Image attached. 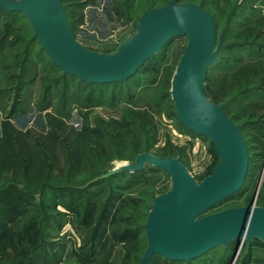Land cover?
Wrapping results in <instances>:
<instances>
[{
  "label": "rangeland",
  "instance_id": "rangeland-1",
  "mask_svg": "<svg viewBox=\"0 0 264 264\" xmlns=\"http://www.w3.org/2000/svg\"><path fill=\"white\" fill-rule=\"evenodd\" d=\"M168 1L62 0L76 37L103 53ZM180 2L202 4L215 20L225 45L208 69L205 93L242 125L250 159L243 187L207 213L264 206V0ZM33 34L23 13L0 16V191L15 185L25 193L15 244L0 239V264H139L145 223L154 198L171 187L170 175L148 164L92 181L144 151L179 157L198 181L212 173L220 159L214 142L182 125L171 96L188 36L172 39L129 79L106 85L64 74ZM230 247L227 258L220 245L190 262L157 256L150 264H264L261 240Z\"/></svg>",
  "mask_w": 264,
  "mask_h": 264
},
{
  "label": "water",
  "instance_id": "water-1",
  "mask_svg": "<svg viewBox=\"0 0 264 264\" xmlns=\"http://www.w3.org/2000/svg\"><path fill=\"white\" fill-rule=\"evenodd\" d=\"M169 0L145 12L136 32L111 53L87 48L76 37L62 0H0V11L20 12L29 20L37 40L64 74L90 83L110 84L134 76L175 37L188 36L172 80L171 96L180 120L214 142L219 162L198 181L175 156L140 152L134 162H119L93 181L144 169L148 164L166 171L171 187L156 196L145 223L148 246L139 264L155 255L172 260L199 259L223 245L264 242V206L230 207L207 212L237 193L245 184L249 154L242 125L205 93L208 69L218 59L224 41L217 42L216 23L202 5ZM91 184V183H88ZM87 184V186H88Z\"/></svg>",
  "mask_w": 264,
  "mask_h": 264
},
{
  "label": "trees",
  "instance_id": "trees-1",
  "mask_svg": "<svg viewBox=\"0 0 264 264\" xmlns=\"http://www.w3.org/2000/svg\"><path fill=\"white\" fill-rule=\"evenodd\" d=\"M4 13H18V12H9V11H0V16ZM20 13V12H19ZM252 45H255V43H253ZM244 47V45H243ZM53 63V62H52ZM54 64V63H53ZM55 65V64H54ZM61 70V69H60ZM69 75V74H67ZM72 76V75H71ZM75 77V76H73ZM75 78H79V77H75ZM80 79V78H79ZM82 80V79H81ZM85 81V80H83ZM117 83V82H115ZM111 84V83H110ZM110 84H106V85H110ZM248 93V92H247ZM245 98V96H244ZM176 110V108H175ZM225 112V111H224ZM226 113V112H225ZM176 116L178 117V119L180 120L177 111H175ZM180 122L182 123V125H184L186 128H188L181 120ZM189 129V128H188ZM190 130V129H189ZM216 149V148H215ZM133 174V173H131ZM113 177V176H112ZM110 178L106 179L107 181L110 180ZM63 189V188H62ZM71 190V188H68ZM90 187L85 188V189H77L76 191H81L83 193H87L90 191ZM92 190V189H91ZM72 191H75L74 188H72ZM25 199V193L23 190H21L19 187L15 186V185H11L9 187H6L5 189H3L2 191H0V206L2 205V207L4 208V219L1 220V224L0 226H5L4 231H2L0 239H2V243L6 245V241H8L10 244H15V237L12 235L14 232V224H15V218H16V211L18 210V205L23 202ZM112 202V201H111ZM110 202V204H111ZM108 203L105 206V212L102 215V220L104 221L105 218L108 216V211H109V207H108ZM12 222V224H11ZM10 226V227H9ZM13 228H12V227ZM34 226V225H33ZM136 230H130V232L135 233ZM128 232V231H126ZM10 236V238L8 239H3ZM231 249L232 247H225V253H226V258L229 257V255L231 254ZM157 256H161V255H155L153 257V259L151 260V262H153L155 260V258ZM166 258V257H165ZM168 259V258H166ZM174 261H179V260H174ZM181 261V260H180ZM150 262V263H151ZM185 262V261H184ZM190 262V261H189ZM149 263V264H150Z\"/></svg>",
  "mask_w": 264,
  "mask_h": 264
},
{
  "label": "bare ground",
  "instance_id": "bare-ground-1",
  "mask_svg": "<svg viewBox=\"0 0 264 264\" xmlns=\"http://www.w3.org/2000/svg\"><path fill=\"white\" fill-rule=\"evenodd\" d=\"M244 243V242H243Z\"/></svg>",
  "mask_w": 264,
  "mask_h": 264
}]
</instances>
